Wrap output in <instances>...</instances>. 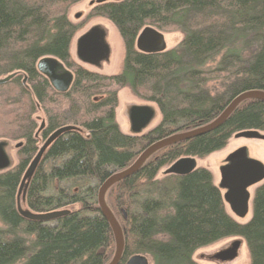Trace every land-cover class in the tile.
Instances as JSON below:
<instances>
[{"label":"trees","instance_id":"obj_1","mask_svg":"<svg viewBox=\"0 0 264 264\" xmlns=\"http://www.w3.org/2000/svg\"><path fill=\"white\" fill-rule=\"evenodd\" d=\"M79 1L0 0V78L15 74L0 83V139L22 143L18 163L0 172V264H109L116 239L99 205L102 184L151 144L211 123L244 92H264V0H103L90 17L107 18L124 42L116 74L73 58L81 25L69 9ZM149 26L180 31L183 39L163 52H142L137 38ZM49 56L74 73L68 91H57L39 71L38 61ZM123 88L156 103L160 123L141 135L124 133L116 115ZM64 128L41 157L25 198L33 213L68 212L27 217L17 202L25 173L46 140ZM245 130L264 131V100L242 101L216 129L163 147L107 190L125 237L119 264L137 254L152 264H199L196 250L231 236L245 239L250 264H264V184L252 217L240 223L209 169L158 178L164 166L204 158ZM73 204L79 207L68 209Z\"/></svg>","mask_w":264,"mask_h":264},{"label":"rangeland","instance_id":"obj_2","mask_svg":"<svg viewBox=\"0 0 264 264\" xmlns=\"http://www.w3.org/2000/svg\"><path fill=\"white\" fill-rule=\"evenodd\" d=\"M99 1L100 0H81L70 7L69 17L71 21L75 24L81 25V28L73 39L71 51L73 58L77 61V63L87 67L88 69L104 74H116L120 72L122 68L125 58V46L117 28L111 21L100 16L90 17L91 11L99 3ZM95 28L102 30L104 33V40L108 46V56L97 64H90L82 61L79 57L78 43L80 38ZM159 31L163 33L165 38V50L175 48L183 39V34L180 31ZM141 109L146 112L147 116L145 118H138L137 112ZM116 115L122 131L130 135H141L146 133L158 125L162 119L160 109L156 103L137 98L133 95L129 88H123L119 91V104L116 110ZM37 116L39 118V123L42 125V123L45 122L42 111H39ZM260 133L264 135V131H260ZM20 143L21 142L19 141L11 139H0V159L4 158L6 163L4 166L0 165V172L6 171L18 163V150L21 146H18V144ZM237 150L244 151L247 158L259 162L264 168V138L239 137L238 133L231 137L229 143L223 149L213 152L204 158H197V168L205 167L209 169L213 174L215 185L220 187L222 168L229 160L228 157ZM171 165H166L160 170L158 174L159 179H163L170 175L168 169ZM30 177L31 176H28L24 184H21L22 187L20 188L22 189L19 190L17 198L19 210L31 211L26 204L25 198ZM263 184L264 178L255 185L247 188L250 198L249 209L244 214L246 217H244V222L249 221L252 217L254 195L256 190ZM224 192L225 190H221L222 196ZM78 207L79 206L77 204H73L68 209L75 210ZM226 208L229 214H232L227 205ZM231 237L233 238V236ZM230 240L231 239L227 237L209 246L199 248L194 254V259L199 264H250L248 247L243 237H238L237 241L239 246L237 247L238 251L234 259L230 258L224 260L216 257V253L226 248V246L230 244Z\"/></svg>","mask_w":264,"mask_h":264},{"label":"water","instance_id":"obj_3","mask_svg":"<svg viewBox=\"0 0 264 264\" xmlns=\"http://www.w3.org/2000/svg\"><path fill=\"white\" fill-rule=\"evenodd\" d=\"M102 1L103 0H100L99 2ZM136 45L137 48L142 52L159 53L165 50V38L161 31H159L155 27L149 26L139 34ZM78 54L82 61L90 64H97L101 60L106 58L108 56V46L105 43L103 31L98 28H95L86 33L82 38H80L78 43ZM37 67L42 74L48 77L52 86L57 91H68L74 81V73L69 70L60 59L56 57L49 56L40 59L37 63ZM14 75L15 74H11L7 77L0 78V83L7 82L12 77H14ZM249 98H258L264 100V92L258 90L244 92L235 97L227 106V108L223 111V113L211 123L195 130L173 134L165 139L159 140L151 144L139 155L137 160L130 167L122 171L113 173L102 184L98 196L99 205L103 215L110 222L116 239V252L112 261L109 264H119L125 248V237L119 221L117 220L116 216L113 214L106 202L107 190L116 182L136 173L153 153L157 152L163 147L173 144L177 141L189 139L216 129L226 121V119L242 101ZM137 115L138 118H145L147 116L145 110L143 109L138 110ZM44 126L45 122L42 123L40 129H42ZM65 129L66 128L57 130L46 140L34 160L31 162L27 170L28 172L26 171L27 173L24 176L22 185L24 184L26 178L33 174L36 166L38 165L39 161L41 160V157L43 156L44 152L49 147V145ZM238 136L248 138H264V135H262L258 130H245L238 133ZM20 145H22V143L18 144V146ZM0 165H6L4 158L0 159ZM196 169V157H183L175 161L169 167L168 172L170 174L183 176L195 171ZM222 174L226 179L238 183L242 187V189H239L238 192L239 198L241 200V205L238 211L240 213L245 214L249 209L250 198V194L247 191V187L260 182L264 178L263 166L259 162L254 160H242L239 161L235 166L222 168ZM20 211L27 217L38 219H50L68 212L67 210H60L51 213L37 214L28 210L24 211L20 209ZM227 257H233L232 251L227 255ZM126 264H151V259L148 255L137 254L132 256L126 262Z\"/></svg>","mask_w":264,"mask_h":264},{"label":"flooded vegetation","instance_id":"obj_4","mask_svg":"<svg viewBox=\"0 0 264 264\" xmlns=\"http://www.w3.org/2000/svg\"><path fill=\"white\" fill-rule=\"evenodd\" d=\"M228 158H229V160L226 162V165L224 166L225 168L235 166V165H237V163L239 161H242V160H251V159L247 158V155L242 150H237L236 152H233ZM255 184H253V185H255ZM253 185H251V186H253ZM251 186H248V187H251ZM218 188H219L220 192H221V190H225L222 198H223V202H224L225 207L227 205L228 209L232 213V214H230L232 216V218L237 222L244 223V221H245L244 219L246 217L243 213H240L238 211V209L241 205V200H240L239 195H238L239 189H242L240 184L235 183L229 179H226L222 174L220 187H218ZM226 210H227V208H226ZM238 237H241V236H233V238L229 237L231 239L230 244L228 246H226V248L218 251L216 253V257L219 259H224V260L230 259V257L228 258L227 255L232 251V253H233L232 258L234 259L235 256L237 255V251H238L237 247L239 246L238 241H237ZM231 249H233V250H231Z\"/></svg>","mask_w":264,"mask_h":264}]
</instances>
